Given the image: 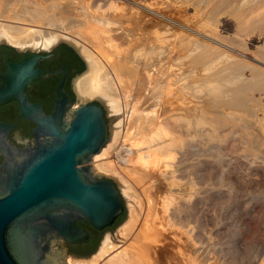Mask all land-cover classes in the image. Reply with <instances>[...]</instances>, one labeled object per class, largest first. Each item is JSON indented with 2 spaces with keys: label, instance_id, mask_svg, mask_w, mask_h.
Instances as JSON below:
<instances>
[{
  "label": "bare ground",
  "instance_id": "6f19581e",
  "mask_svg": "<svg viewBox=\"0 0 264 264\" xmlns=\"http://www.w3.org/2000/svg\"><path fill=\"white\" fill-rule=\"evenodd\" d=\"M188 1L190 2L183 6L184 20L181 23L179 20L176 23L174 17L171 18V14V17L169 15L167 17L165 14L135 5L142 12L139 11L140 13L135 15L131 11L130 19L126 13V16L116 15L118 13H115L116 8L112 14L111 12L98 13L92 16L93 23L99 28L96 30L93 27H85L82 23L69 22L71 3H50L48 6L35 4L33 9L29 2L15 10L10 7L14 0H0L2 16L9 11L8 9H14L10 19L28 22V25L43 23L49 29L52 28V30L36 31L38 35L34 36L35 30L27 26L24 28L22 25L18 27L3 23L0 26V43L9 44L23 51H47L60 42L73 47L88 62L87 73L75 82L79 100L86 102L97 98L110 117L117 120L124 115L125 121L123 117V121H118L111 129L112 142L126 133L130 135L129 140L141 141L147 145V152L140 158L143 161L140 167L131 165L132 161L139 158V154L132 152L131 146L127 147L122 143L114 147L115 143H111L107 147L109 150L107 156L112 155L128 171V175L132 177L135 184L146 182L144 183L147 185L145 192L150 202L148 207L144 205L148 208L144 222L140 220L141 199L137 197L131 185H126L125 180L119 178L124 182H121L120 187L128 199L129 218L117 235L120 240H127V246L117 251V245L107 233L102 249L95 256L86 260L71 257L73 259L71 264H192L194 254L197 253L194 244H191L193 243L191 242L192 231L189 230L191 216L185 219L179 217L184 207L180 200L182 187L172 180L168 171L169 163L165 162L164 158L171 159L172 152L183 145V137H193L197 126L201 123L209 126L207 130L202 131L204 138L209 140L215 136L217 130L223 127H236L241 117L246 118L244 121L246 123L254 117L255 109H248V104L259 109L261 104L259 100L258 103L255 102L256 98L254 99L253 95L259 92L264 94V0ZM84 4L82 2V5ZM86 6H88L87 3ZM189 9L193 14H190L191 19H188ZM125 17L129 21L133 20L127 27L124 24L130 22ZM223 17L235 22L236 36L233 38H237L236 41L221 37L220 19ZM191 22L195 23L194 29L189 27ZM119 25L121 27L117 29ZM77 26L80 32L77 33L89 37L98 48L102 61H98L90 50L68 34ZM174 27L180 28L178 35L170 32ZM196 28L200 31H208V35L197 32ZM120 30L123 33L119 34ZM251 35L261 37L263 42L252 51L254 58L252 62H249L246 61V54L249 52L247 38ZM134 36H137V39ZM231 42L240 49L235 56L231 54L233 51V48L229 47ZM174 53L177 56L173 59L175 61H172ZM175 69L178 73L174 71ZM186 80H191V83L182 84ZM166 85H168L167 91ZM133 87L135 88L132 93L133 98L142 99V104H145L144 101L148 102L151 112H154L151 115H145L146 117H136L137 124L132 130L129 123H132L131 121L142 109V104L139 106V102L138 104L125 102L129 95L131 97ZM165 93L173 96L174 111H180L182 108H179L180 105L186 106L181 114L172 117L171 124L162 123V126L164 125L169 131L163 129L156 121ZM243 129L246 139H249V149L251 151L256 149L255 140L250 137L251 133L247 132L249 127L243 126ZM108 141L109 135L104 146ZM121 151L125 153L126 159L120 158ZM150 171L160 172L166 181L161 191L160 187H157L158 184L154 187L153 184L145 181L152 182L156 179L151 177ZM174 172L177 173L178 170ZM163 189H167L174 195L169 196L170 194L166 193L168 197H164L167 195L165 190L162 191ZM159 191L164 192V195L160 197L158 206L162 207V210H168L166 218L155 214L156 208L155 210L154 207L152 208L153 201L156 199L155 195L156 193L159 195ZM176 226L178 228L175 229ZM172 229L176 231L172 232L174 239L172 238L169 242L164 233ZM159 237L161 239H157ZM157 242H160L161 245H158L162 247L156 245ZM53 255L57 264H61L59 257L56 254Z\"/></svg>",
  "mask_w": 264,
  "mask_h": 264
},
{
  "label": "rangeland",
  "instance_id": "374dc122",
  "mask_svg": "<svg viewBox=\"0 0 264 264\" xmlns=\"http://www.w3.org/2000/svg\"><path fill=\"white\" fill-rule=\"evenodd\" d=\"M81 1L83 2V4H85L82 5ZM29 2L31 4L30 7H33V9L35 4L48 6V4L50 3H71L73 6L70 5L71 15L69 16V22H73L75 24L82 23L85 27L89 26L97 30L99 28L96 27L93 23L92 16H95L98 13L108 14L111 12L112 14L116 8L115 13H120H117L116 15H127L128 19H130V16H132L131 11L134 12L135 15L137 13L142 12L136 6L148 8L150 10H154L159 14H165L166 16H170L171 14L172 17H170H174L173 19L176 20V23H178L177 20H179V23H181L184 20L183 6L187 5L190 1L14 0V3L10 7L15 8V10L18 8L20 9L22 5ZM77 2H80L81 4ZM86 3L88 6H86ZM8 10L9 11L5 13L4 16L0 14V26L3 25V23H10V25H15L18 27L23 26L24 28H26L27 26L29 29L35 30L33 32L34 36L38 35L36 31L43 29L52 30V28L49 29L48 27L44 26L43 23L41 25L29 23V25L31 26L30 27L28 25V22L10 19L12 14L14 13V9ZM190 14L193 15L191 9H189L188 11L189 18L186 16L188 19H191ZM129 22L130 23L126 22L124 26L127 27L131 25V22H133V20ZM220 22L221 37H226L230 40L236 41L237 38H233L236 36L235 22L232 19L226 17L221 18ZM191 23L192 24H190L189 27L191 26L190 28L194 29L196 27L194 25L195 23ZM82 27L83 26H81V28ZM119 27L121 26L119 25L117 29H119ZM78 28L79 26L73 28L69 31L70 33L68 34L73 36L77 41L81 42L88 50H90L93 56L97 57L98 61H102L101 54L98 48L94 46L92 40L89 37L81 34L79 35L80 32ZM174 28L170 32H172L173 34L175 33V35H178L180 28H175L176 30ZM196 30L197 32H201L202 34L206 33L208 35V31L206 32V30L200 31L197 28ZM121 33H123L122 30L119 31V34ZM233 34L234 36H232ZM134 38L137 39V36H134ZM247 42L249 45V52L248 54H246V61L252 62V58H254L252 51H254L256 47L261 46L263 40L261 39V37L251 35L247 38ZM231 43L232 44H230L229 46L233 48L231 54L235 56L236 54H238L240 49H238L235 44L233 45V42ZM104 47L108 48L107 45H104ZM176 56V53H174L172 55L171 60L175 61L173 59H175ZM86 70L87 67L84 70V73L86 72ZM174 71L177 72L178 70L175 69ZM245 75L248 74L245 73ZM188 83H191V80L183 81L182 84L186 85ZM167 88L168 85H166L165 87L166 91ZM134 91L135 88L132 89L131 97L129 95L125 99V102L126 104H129L130 102H132L133 104H138L139 102L140 106L142 104V99L133 98L132 93ZM253 96L254 99L256 98L255 102L258 103L259 100L260 104H263V106L260 105L263 109H261L260 106L259 109H257L256 107L253 108L251 104V106H249L248 104L249 108H247H251V110L255 109V111L253 112L254 117L251 120H248L247 123L244 122L246 121V118L241 117L236 127H223L222 129L217 130L215 136L209 140L205 139L202 134V131H204L205 129L207 130L209 126L208 124L201 123L199 125L200 127L197 126L195 135L193 137H183V145L178 148L177 151L172 152L171 159L164 158V161L169 163L168 167L170 166V169L168 168V171L170 173L169 175L172 176V180L176 181V183H178L182 187L180 200L182 201L184 207L183 212L179 215V217L185 219L189 217V215L191 216L192 222L189 224L190 229L189 227L188 229L192 231L191 242L193 243L191 244H194L193 246H195L197 252L196 254H194L192 264H264V94L262 92H259L255 93V95ZM172 99L173 96L166 93L162 99L161 110L158 114V119L156 120L161 126L162 123L171 124L172 117H174V115L181 114L182 111L185 110L184 108H186V106L183 107V105H180L179 108L182 107L180 111H174ZM144 103L145 104H142V109L139 111V114L134 117L135 119L136 117H146L145 115H151V113L154 112H151V107L148 106V102L146 103L144 101ZM105 114L108 117L109 141L103 147L102 151L93 158L92 162L88 165V167L93 171L94 174L99 175V177H106L105 179L112 181L115 186L119 188V191L121 190V193L124 197L123 199H125L123 201V204L127 206V208H124L123 217L119 220L115 227H113L109 232H107L113 238V242L117 245L116 249L118 251L121 250V248H123L124 246H127L128 244L127 240H120L117 233L129 218V204H127L128 199L123 194L122 188L120 187L121 182L123 181H121V179L119 178H123L126 182V185H131V188L136 191L137 197L141 199L140 220L142 223L144 222L145 216L148 213V208H146L145 206L147 205L148 207V202L150 201H148L145 192V186L147 185H145L144 183L146 182L135 184V181L132 179V177L128 175V171L123 166H121V164L118 163V161L114 159L112 155L107 156V152L109 151L107 147L111 143H115L114 147H117L118 145L120 146V144L122 143H124V145L127 147L131 146L132 152L139 154V158L137 157L135 159L136 162L132 161L131 165H134L135 167H140L143 165V161H141L140 158L141 155L147 152V145L143 144V142L141 143V141L129 140L128 138L130 135H127L126 133H123L122 136L115 138V140L112 142L113 135L111 129L115 125V123H117L118 121H123L124 115H122L119 119L116 120L115 118H112L108 115L106 109ZM135 119L131 121L132 123H129L132 130L137 124V119ZM166 119H168V121ZM243 126L249 127V130L247 132L251 133L250 137L255 140L254 144L256 145V149L252 151L248 147L249 139H246L247 137L245 135ZM162 128L164 129L165 126L163 125ZM165 130L169 131L167 128H165ZM122 151L120 152V158H125V153ZM104 166H107L108 169ZM176 169L178 170L177 173L174 172L176 171ZM110 170L115 171L111 172ZM150 172L151 177H156V179L152 181L153 183L150 180L145 181L150 184H153L152 186L154 187H156L155 185L158 184L157 187H160L161 191L163 186L166 184V181L163 179L160 172ZM172 172H174L175 175H171ZM180 175L182 177H180ZM176 176H179L182 179L177 178ZM173 187L177 189L175 185H173ZM160 191L159 195L158 193H156L157 196L155 195L156 199H154L153 201L152 208L154 207V210L156 208L155 214H157L161 218H166L169 213L168 210H162V207L158 206V203L160 202V197H163L164 192L165 194H170V192L167 189H163L162 191L164 192L162 193ZM168 194H166L167 196L164 195V197L167 198ZM172 195L174 194L172 193L169 196ZM141 196L144 198H142ZM176 228H178V226H176L175 229ZM173 231L174 230L172 229L170 232L164 233L165 237L168 238L169 242L172 241L173 237L171 234ZM107 233L102 236V238L98 241L95 247H91L88 251L84 252V255L81 256V258H79L78 260H86L95 256L102 249L106 236H108ZM157 239H161V237ZM158 244H160V242H157L156 245ZM53 249L59 257V261L61 264H71V260L73 259L66 255V251L62 242H59Z\"/></svg>",
  "mask_w": 264,
  "mask_h": 264
},
{
  "label": "water",
  "instance_id": "95a60500",
  "mask_svg": "<svg viewBox=\"0 0 264 264\" xmlns=\"http://www.w3.org/2000/svg\"><path fill=\"white\" fill-rule=\"evenodd\" d=\"M0 45L34 53L15 63L4 60L0 75V107L16 102L19 118L34 125L33 146L20 149L9 141L16 123L0 122V264H57L53 248L59 242L87 239L75 221L102 230L126 208L119 188L88 167L106 142L108 117L99 100L103 108L83 104L71 118L65 99L57 100L45 115L26 90L43 76L37 63L45 57L37 53L56 45L47 51ZM57 95L64 98L61 84Z\"/></svg>",
  "mask_w": 264,
  "mask_h": 264
},
{
  "label": "flooded vegetation",
  "instance_id": "af4514ba",
  "mask_svg": "<svg viewBox=\"0 0 264 264\" xmlns=\"http://www.w3.org/2000/svg\"><path fill=\"white\" fill-rule=\"evenodd\" d=\"M33 54L31 52H18L10 46L0 45V75L5 72L4 60L15 63ZM37 55L45 57L37 63V68L43 73V76L29 86L26 94L32 103L40 104L45 115H50L55 109V102L62 99H65L66 118L73 117V110L83 104L99 105L102 107L97 99L82 102L78 98L75 82L82 76L86 67L85 73H87L88 62L74 48L65 43H59L51 51ZM61 71H64V74ZM60 84L61 93L64 95V98L57 95V89ZM0 122L16 123L15 128L9 134V141L16 147L24 149L33 146L32 130L34 125L19 118L16 102H9L0 107ZM2 162L3 158L0 156V165ZM99 180L107 179L99 177ZM112 184L115 186L113 182ZM123 215L124 209L111 226L102 230H97L86 222L75 221V225L86 232L87 239L79 244L62 242L66 255L75 259L81 258L84 252L88 251L91 247H95L102 236L116 226Z\"/></svg>",
  "mask_w": 264,
  "mask_h": 264
}]
</instances>
